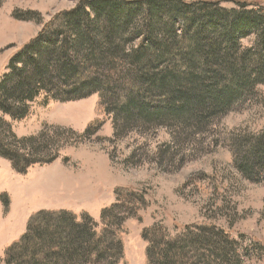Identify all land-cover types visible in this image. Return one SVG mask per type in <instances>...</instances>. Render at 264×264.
I'll list each match as a JSON object with an SVG mask.
<instances>
[{
    "label": "trees",
    "instance_id": "trees-1",
    "mask_svg": "<svg viewBox=\"0 0 264 264\" xmlns=\"http://www.w3.org/2000/svg\"><path fill=\"white\" fill-rule=\"evenodd\" d=\"M234 3L78 0L12 57L0 80V158L25 175L59 157V149L47 155L46 136L19 140L5 119H26L37 102L97 95L98 110L112 117L119 134L134 120L200 126L257 94L264 86V6ZM251 36L254 44L244 48L242 40ZM102 124H90L78 139L95 135ZM236 147L241 174L264 182V133ZM116 194V205L102 211L100 223L85 212L33 213L26 232L6 249L5 264H128L123 225L136 211L124 201L138 195L128 189ZM143 239L145 264H230L229 235L212 224H194L176 236L144 229Z\"/></svg>",
    "mask_w": 264,
    "mask_h": 264
},
{
    "label": "rangeland",
    "instance_id": "rangeland-1",
    "mask_svg": "<svg viewBox=\"0 0 264 264\" xmlns=\"http://www.w3.org/2000/svg\"><path fill=\"white\" fill-rule=\"evenodd\" d=\"M219 1L229 8L235 7V1H260L264 6V0ZM77 2L0 0V80L12 57L57 14L73 9ZM254 40V36L244 39L242 46L249 48ZM98 102L97 95L46 106L37 102L26 119L5 118L19 140L43 134L46 148L51 149L47 155L54 149L60 152L54 162L35 165L25 175L0 158L3 264L6 249L26 232L33 213L85 212L100 223L102 211L116 205L118 189L138 195L124 201L136 211L123 225L128 264H145L144 229L162 228L176 236L194 224H212L229 235L230 264H264V182L247 180L234 155L242 139L264 133V86L228 112L195 127L142 125L134 120L127 133L118 134L112 117L98 110ZM94 122L103 123L100 130L80 141L78 137Z\"/></svg>",
    "mask_w": 264,
    "mask_h": 264
},
{
    "label": "crops",
    "instance_id": "crops-1",
    "mask_svg": "<svg viewBox=\"0 0 264 264\" xmlns=\"http://www.w3.org/2000/svg\"><path fill=\"white\" fill-rule=\"evenodd\" d=\"M22 229H23V227H22ZM21 232H23V230L21 231ZM19 234V233H18ZM14 240V239H13Z\"/></svg>",
    "mask_w": 264,
    "mask_h": 264
}]
</instances>
